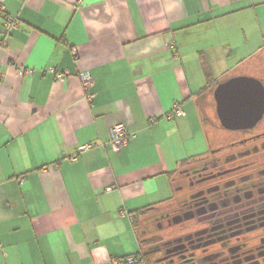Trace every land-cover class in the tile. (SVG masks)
<instances>
[{"label": "crops", "instance_id": "0c3cea01", "mask_svg": "<svg viewBox=\"0 0 264 264\" xmlns=\"http://www.w3.org/2000/svg\"><path fill=\"white\" fill-rule=\"evenodd\" d=\"M8 17L0 264H145L134 216L173 207L179 173L215 148L217 85L258 77L264 0H0V41ZM116 123L135 135L119 153Z\"/></svg>", "mask_w": 264, "mask_h": 264}, {"label": "flooded vegetation", "instance_id": "af4514ba", "mask_svg": "<svg viewBox=\"0 0 264 264\" xmlns=\"http://www.w3.org/2000/svg\"><path fill=\"white\" fill-rule=\"evenodd\" d=\"M177 193L154 216L158 230L178 228L156 238L154 264H264V130L209 149L179 173Z\"/></svg>", "mask_w": 264, "mask_h": 264}, {"label": "water", "instance_id": "95a60500", "mask_svg": "<svg viewBox=\"0 0 264 264\" xmlns=\"http://www.w3.org/2000/svg\"><path fill=\"white\" fill-rule=\"evenodd\" d=\"M220 125L230 131L254 127L264 115V86L254 77L236 76L214 90Z\"/></svg>", "mask_w": 264, "mask_h": 264}, {"label": "rangeland", "instance_id": "374dc122", "mask_svg": "<svg viewBox=\"0 0 264 264\" xmlns=\"http://www.w3.org/2000/svg\"><path fill=\"white\" fill-rule=\"evenodd\" d=\"M253 69L255 74L261 78V80L264 83V51L259 54L256 59L253 62ZM217 127H215V129L212 127L209 130V135H213V143L214 147H218L221 145H225L226 143H230V142H234V141H238L240 139L246 138L248 137L250 134H256V133H260L264 130V118L258 123V125L256 126V128L253 131H248V132H244V131H228L223 129L220 124L216 125ZM176 205H174L173 207H171L170 209L166 210V212L171 211ZM177 207V206H176ZM160 212L162 211H158L155 213H146L145 215L141 216L138 220H137V224L139 227V232L140 234L143 236L142 237V251L143 253H146L149 251V249L152 248V246L155 244V242H150L152 240H156V238H162V239H166L168 236L172 235V234H176L178 232V228L176 229H168L167 228V223L166 221H164L162 223L163 228L164 229H157V221L155 220L156 217H154L155 215L158 216L159 214H161ZM164 213V212H163ZM149 242V244H147ZM151 264H154V260L152 259Z\"/></svg>", "mask_w": 264, "mask_h": 264}, {"label": "built area", "instance_id": "2783aa9c", "mask_svg": "<svg viewBox=\"0 0 264 264\" xmlns=\"http://www.w3.org/2000/svg\"><path fill=\"white\" fill-rule=\"evenodd\" d=\"M19 24V20L15 17H8L3 25V34L5 35L4 38L0 41L1 45L5 43V37L10 34V32L15 29ZM170 49L173 48L172 44L167 45ZM75 50L73 49V53L75 54ZM65 74L64 73H57L56 77L58 80H63ZM80 80L82 83V86L84 89H88L90 86L93 85L94 79L89 73H82L80 74ZM175 116H181L183 115V111L179 109L178 107L174 110ZM109 141L108 144L111 147V149L119 153L130 141L131 138H133L135 135L134 133H130L127 130V127L124 123H116L112 127H110L108 131ZM92 147V144H84L78 148V151L82 152L85 150H88ZM107 191L111 190L110 188H106ZM123 261L122 259H114L113 263H119ZM127 264H133L134 259L132 257H127L124 260Z\"/></svg>", "mask_w": 264, "mask_h": 264}, {"label": "trees", "instance_id": "16d2710c", "mask_svg": "<svg viewBox=\"0 0 264 264\" xmlns=\"http://www.w3.org/2000/svg\"><path fill=\"white\" fill-rule=\"evenodd\" d=\"M146 213H149V212L148 211H141V212L136 213L134 216V220H138L141 216L145 215ZM150 242H156V240L155 241L152 240ZM141 244H143V243L141 242ZM147 244H149V242ZM152 259H153V255L151 252L148 251L146 253H141L140 260L142 262H144L145 264H151Z\"/></svg>", "mask_w": 264, "mask_h": 264}]
</instances>
